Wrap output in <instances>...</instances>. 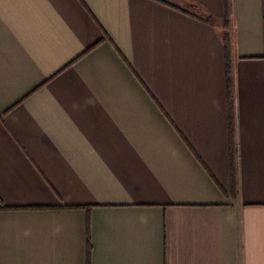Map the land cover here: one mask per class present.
Listing matches in <instances>:
<instances>
[{"label": "crops", "instance_id": "1", "mask_svg": "<svg viewBox=\"0 0 264 264\" xmlns=\"http://www.w3.org/2000/svg\"><path fill=\"white\" fill-rule=\"evenodd\" d=\"M0 264H264V0H0Z\"/></svg>", "mask_w": 264, "mask_h": 264}, {"label": "trees", "instance_id": "2", "mask_svg": "<svg viewBox=\"0 0 264 264\" xmlns=\"http://www.w3.org/2000/svg\"><path fill=\"white\" fill-rule=\"evenodd\" d=\"M225 28L227 27V23L224 24ZM228 36V35H226ZM230 40L228 39V37H226V45L229 46ZM228 89H229V99L230 102L233 103L234 100V83H233V75H232V71L231 69L228 67Z\"/></svg>", "mask_w": 264, "mask_h": 264}]
</instances>
